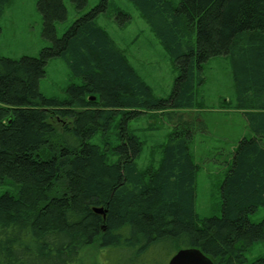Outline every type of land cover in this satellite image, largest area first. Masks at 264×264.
Returning a JSON list of instances; mask_svg holds the SVG:
<instances>
[{"label":"trees","instance_id":"16d2710c","mask_svg":"<svg viewBox=\"0 0 264 264\" xmlns=\"http://www.w3.org/2000/svg\"><path fill=\"white\" fill-rule=\"evenodd\" d=\"M71 1L77 9L88 3ZM132 1L179 71L168 96L154 93L98 23L108 0L62 36L64 0H39L51 44L37 56L0 55V183L9 180L14 189L0 193V264H87L89 248L106 252L114 264H149L188 247L215 264H264V256H247L264 242V218L250 217L264 206V0ZM8 4L0 0V22ZM221 56L233 60L236 106L250 133L227 153L220 212L202 215V165L192 140L208 126L182 111L201 104L204 65ZM54 57L81 78L63 98L40 89ZM149 112L164 113L173 128L144 168L137 160L146 139L129 122Z\"/></svg>","mask_w":264,"mask_h":264},{"label":"rangeland","instance_id":"374dc122","mask_svg":"<svg viewBox=\"0 0 264 264\" xmlns=\"http://www.w3.org/2000/svg\"><path fill=\"white\" fill-rule=\"evenodd\" d=\"M38 1L9 0L0 22L2 27L0 55L15 59L24 55L37 56L43 47L51 44L42 32L43 18L38 9ZM100 1L88 0L84 8L77 9L71 0H64L68 15L64 21L57 23V35L62 36L77 18L90 11ZM121 12L127 13L128 18L120 15ZM97 21L107 28L133 66L139 69L141 76L152 87L154 93L158 96H168L179 71L172 55L145 20L136 4L132 0H108L106 10L99 14ZM204 76L205 82L198 89L199 96L201 95L203 99L195 110L205 111L209 129L203 136H210L211 143L200 145L198 150L195 148L196 160L202 165L199 173L197 210L202 215H210L220 210L219 184L224 177L223 164L226 160L224 152L218 153L211 148L216 145L214 142H217L218 137L226 135L227 132L237 138V132L241 130L242 124L236 118H222L217 112L219 109L234 112L238 102L239 94L232 58L221 56L210 59L204 65ZM71 82L80 83L81 78L71 74L70 67L64 58L54 57L46 66V73L40 80V89L47 97L63 98L66 95L65 88ZM229 102H232L231 107L227 105ZM182 112L187 117L191 115L190 111ZM129 125L132 128H138L137 132L146 139L143 153L137 160L139 166L145 168L159 157L158 144L166 140L173 124L164 113L149 112L130 120ZM92 141L98 142V135ZM231 144V142L220 143L225 149L230 148ZM194 147H196L195 142H193ZM10 182L7 180L0 183V193L14 191ZM250 217L254 222L261 221L264 218V206L259 207ZM106 254L104 251L89 248L85 255V263L95 264L98 261L97 264H101L100 262L105 261V264H114L111 259L106 260ZM247 256L249 259L264 256V242H256ZM168 258L169 256L165 254L154 256L149 264H166Z\"/></svg>","mask_w":264,"mask_h":264},{"label":"crops","instance_id":"0c3cea01","mask_svg":"<svg viewBox=\"0 0 264 264\" xmlns=\"http://www.w3.org/2000/svg\"><path fill=\"white\" fill-rule=\"evenodd\" d=\"M187 111L191 112V115L188 116V118L195 119V121H197V124H199L198 122L200 120H203L204 122L207 123V126H208L209 122L205 117V113H204L205 111L204 110L192 109V110H187ZM217 112H218V115L221 116L222 118L223 117L225 119H227V118H230V119L234 118L235 119L236 118L242 124V126L240 127L241 130L237 132V136H236L237 138L232 137L227 132V133H225L226 135H220V137H218V139L216 140L217 142H214V143H216V145L211 148L213 150H216L218 153L224 152L223 155L228 156L229 154H227V153H229L231 150H233L236 147L237 142L241 138H243L245 135L250 133V129L248 127L247 122L244 120V117H243L241 110L238 109L237 106H235L234 112L231 110H223V109H219ZM238 115L240 118L238 117ZM208 129H209V126H208ZM205 133H206L205 130H196L194 132L193 140H192L196 144V147H194V150H195V148H196V150L200 149V145H202V144L204 146V144H206V143H211V141L209 139L210 136H208V135L206 137L203 136V135H205ZM222 134H224V133H222ZM221 142H225L226 144H229L231 142L232 143L231 147H230L231 149L228 146H227L228 148L225 149L224 146L220 145ZM195 159H196V157H195ZM228 165H229V161H225L223 164V168H228ZM219 192H220V189H219Z\"/></svg>","mask_w":264,"mask_h":264},{"label":"water","instance_id":"95a60500","mask_svg":"<svg viewBox=\"0 0 264 264\" xmlns=\"http://www.w3.org/2000/svg\"><path fill=\"white\" fill-rule=\"evenodd\" d=\"M98 213L103 214L102 207L94 208ZM167 264H215L201 249L197 247H188L178 250L168 261Z\"/></svg>","mask_w":264,"mask_h":264}]
</instances>
